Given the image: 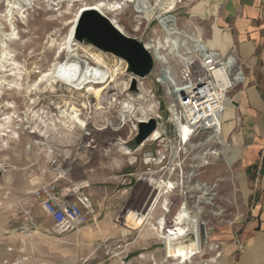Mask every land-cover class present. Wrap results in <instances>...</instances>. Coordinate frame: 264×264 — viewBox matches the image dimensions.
<instances>
[{
    "label": "rangeland",
    "instance_id": "rangeland-1",
    "mask_svg": "<svg viewBox=\"0 0 264 264\" xmlns=\"http://www.w3.org/2000/svg\"><path fill=\"white\" fill-rule=\"evenodd\" d=\"M9 1L14 0H0V49H11L12 58L22 67V92L6 85L0 88V264H169L172 261L165 257L162 240L150 223L133 229L124 224L127 210L147 212L157 195L140 174L147 168L157 170L158 176L162 172L159 165L148 166L142 160V154L152 146H136L130 140L135 117L130 118L122 109V102L133 98L138 107L136 117L144 107L146 114L158 109L166 117L168 96L154 80L158 67L141 80L147 93L145 100L138 98L139 91L130 89V74L122 59L77 39L70 48V30L73 26L75 29L77 21L73 20L80 2L20 0L8 10ZM207 1L176 0L169 14L176 18L179 29L207 37L206 23L192 16L202 15ZM149 2L154 5V0ZM136 8L127 4L108 12V16L127 35L142 42L161 37L164 32L155 16L142 17ZM11 29L16 36L9 39L6 34ZM96 55L104 61V68L116 69L115 80L99 99L83 89L72 90L63 80L54 81L53 87L46 78L39 82L57 63L76 60L82 67L86 63L92 66ZM166 56L172 73L178 75V59ZM2 75L13 78L10 71L0 72ZM31 84H35L30 87L34 90L26 92L25 87ZM72 106L79 109L84 126L74 122L67 127ZM6 115L11 121L2 125ZM120 139L126 143L120 144ZM205 139L186 146L169 162V173L163 176L179 183L167 196L169 210L179 200L191 211L201 210L199 218L204 224L200 226L199 253L186 264H221L222 244L230 235L239 234L238 223L247 207V196L240 188L242 171L227 158L229 144L221 137ZM222 146L223 153L215 158H197L209 148ZM204 160L208 163L200 165ZM49 182L55 184L59 194L74 195L72 187H80L79 191L90 198L93 212L78 232L52 231L50 217L32 194ZM204 184L213 187V195ZM205 190L209 194L204 195ZM202 196L210 197V203H205ZM163 204V198L155 203L148 220L157 225L166 215L170 226L172 216L162 210ZM21 229H27L26 234ZM192 237L189 231L184 240Z\"/></svg>",
    "mask_w": 264,
    "mask_h": 264
},
{
    "label": "built area",
    "instance_id": "built-area-1",
    "mask_svg": "<svg viewBox=\"0 0 264 264\" xmlns=\"http://www.w3.org/2000/svg\"><path fill=\"white\" fill-rule=\"evenodd\" d=\"M179 31L177 35L186 39L187 51L184 53V59L178 60L179 74L173 79L166 69L168 59L167 63L155 59L153 38L149 39L152 40L151 48H147L153 58V70L156 67L159 70L154 80L165 88L168 104L166 117L156 109L144 119L153 117L159 132L156 136L152 133L141 144L148 143L152 146L142 154V160L148 166L159 165L161 178L165 173H169V162L175 160L186 146H191L195 140L205 136L204 142L212 137H221L222 115L229 94L246 81L244 66L232 49L221 52L211 48L199 33H187L181 29ZM139 85L141 83H137L138 91ZM137 122L130 140L135 137ZM185 128L186 136L183 134ZM175 166L180 168L179 163ZM148 171L151 169L147 168L145 172ZM203 186L213 195L212 186ZM72 190L74 195L59 194L55 184L49 182L38 186L32 192L35 201L50 217L51 229L56 234L78 232L93 212L90 198L79 191L80 187H72ZM26 230L21 229V233L26 234Z\"/></svg>",
    "mask_w": 264,
    "mask_h": 264
},
{
    "label": "crops",
    "instance_id": "crops-1",
    "mask_svg": "<svg viewBox=\"0 0 264 264\" xmlns=\"http://www.w3.org/2000/svg\"><path fill=\"white\" fill-rule=\"evenodd\" d=\"M192 16L206 23L208 45L232 49L246 74L245 83L229 94L221 139L229 144V164L236 162L242 171L247 207L239 234L222 244L220 263L264 264V0H208L206 11Z\"/></svg>",
    "mask_w": 264,
    "mask_h": 264
},
{
    "label": "bare ground",
    "instance_id": "bare-ground-1",
    "mask_svg": "<svg viewBox=\"0 0 264 264\" xmlns=\"http://www.w3.org/2000/svg\"><path fill=\"white\" fill-rule=\"evenodd\" d=\"M77 1L81 3V6L76 12L74 22L77 21L79 13L83 9H96L101 14L106 16L112 23L115 25L121 32L126 34L125 30L116 23L111 17L108 16V12L115 11L117 9L122 8V6L131 4L136 5V12L142 15V17L150 18L152 15L155 16L157 22L164 32L161 37L154 39V55L157 61H162L167 63V54L174 59L183 60L184 53L187 51L186 39L181 38L177 33H180L179 29H176V18L171 16V13L176 6V0H154V5L150 4L149 0H95V1H87V0H71ZM10 5H7L8 10L14 4H20V0L9 1ZM148 20V19H147ZM172 30V31H171ZM70 39L69 44L70 48L73 44H76V38L73 37L74 26L70 30ZM136 31V30H135ZM174 34V35H173ZM6 36L11 39L16 36V32L14 29H11ZM151 41L147 40L144 42L146 48H151ZM67 42V41H66ZM71 42V43H70ZM11 49L3 46L0 49V72L10 71L13 74V78L8 80L5 78V75L0 76L3 78L0 80V88L2 85H6L8 89H17V91L22 92L20 77L22 75L20 70V65L17 61H14L11 55ZM78 59V58H77ZM97 61H95L94 65H90L86 63L84 67H82L76 60H67L65 62H60L55 64L49 71V73L44 74L40 77L39 82L46 78L47 82L50 83V87H53V82L57 79L63 80L67 82L71 87L72 90H84L90 94H93L96 99H99L102 92L110 85L111 82L115 80V71L116 69H109L104 68L102 65L104 61L100 58V56L96 55ZM116 65V64H115ZM169 76L173 79L175 74L172 73L169 62L166 66ZM118 70V69H117ZM9 74V73H8ZM131 78V74H130ZM140 78L137 79L138 83H141ZM129 82H126L128 86ZM35 84H31L30 86H26V92H31L30 87H33ZM34 90V89H33ZM147 90L144 86L139 85V92L138 98H142L145 100V94ZM106 98V97H105ZM95 100V99H94ZM79 101V100H78ZM99 101V100H98ZM135 102V101H134ZM133 102V98L125 99L122 102V109L125 112H129V116L135 117L134 122L135 125L133 129L136 128V122L140 120L146 119L149 114L145 112L144 109H141L140 114L136 117L137 109ZM101 103V102H100ZM84 105V104H83ZM151 106V105H150ZM6 107H12L11 105H6ZM101 106H98L100 108ZM102 108V107H101ZM8 110V109H7ZM148 110V109H147ZM151 110V108H150ZM79 109L75 106L71 107V114L68 116L67 119V127L74 122L79 123L80 125L84 126L86 123L84 120L79 118ZM153 111V110H151ZM150 111V112H151ZM156 111V110H155ZM152 114V113H151ZM10 115H6L3 120L4 122L1 123L7 124L10 122ZM10 120V121H9ZM159 130L155 129L153 132V136L158 134ZM90 134V133H89ZM184 136L187 135V129L185 128L183 131ZM85 135H88L85 133ZM210 140V138H209ZM218 141V140H217ZM213 142V141H212ZM120 144L126 143L125 140L120 139ZM216 143V142H215ZM198 145V144H197ZM195 147V146H194ZM124 154H130L128 151L123 152ZM223 153V146L220 148H215L213 150H207L200 157L206 159V155H213L214 158ZM208 163V161L204 160V165ZM156 170H151L148 172H143L140 174V178H143L149 182V184L154 189V194L157 192V195L152 203L150 209L145 212H138L135 210H127L124 214V224L126 227L130 228H137L141 227L144 224L152 225V228L156 230L158 237L162 240L164 245L163 250L165 257L170 259L172 262L169 264H186L191 263L193 257L199 253L200 249V239H201V232L200 226L204 223L200 221L199 213L201 212L200 209L196 211H191L187 208L185 202L179 200L171 210L168 209L167 205V196L169 192L171 193L179 183L174 184L172 181L165 180L158 175H156ZM144 175H146L144 177ZM181 183L183 181L181 180ZM209 194L207 190L204 191V195ZM163 198V208L165 212H169V215L172 216V225H167L166 222V215L159 219L157 225L149 222V212L152 210L155 203H157L160 199ZM182 199V198H181ZM201 199L205 203H210V197L202 196ZM200 208V207H199ZM151 227V226H150ZM80 230V229H79ZM192 233V238L189 241H185V237L187 236L188 232Z\"/></svg>",
    "mask_w": 264,
    "mask_h": 264
},
{
    "label": "water",
    "instance_id": "water-1",
    "mask_svg": "<svg viewBox=\"0 0 264 264\" xmlns=\"http://www.w3.org/2000/svg\"><path fill=\"white\" fill-rule=\"evenodd\" d=\"M73 36L100 51L110 53L125 62L130 78V89L137 90V79H144L153 70L154 62L150 51L136 37L121 32L96 9H83L77 19ZM156 129V120L149 117L137 122L134 137L136 146L141 145Z\"/></svg>",
    "mask_w": 264,
    "mask_h": 264
}]
</instances>
